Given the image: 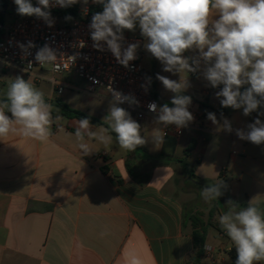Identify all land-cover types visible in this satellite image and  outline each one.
I'll list each match as a JSON object with an SVG mask.
<instances>
[{"label": "crops", "instance_id": "crops-1", "mask_svg": "<svg viewBox=\"0 0 264 264\" xmlns=\"http://www.w3.org/2000/svg\"><path fill=\"white\" fill-rule=\"evenodd\" d=\"M18 15L14 0H0L2 33V27ZM144 44L143 40L141 68L151 78V93L158 103L172 106L175 93L163 86L157 74L178 82L186 78L188 86L181 94L214 113L218 123L206 117L200 128H186L177 138L164 136L163 144L156 147L153 136L159 121L146 119L139 123L146 144L137 148L143 150V159L120 148L112 135L108 146L89 138L87 143L93 151L84 155L74 135L79 119L61 114L59 127L64 131L53 124V135L46 141L19 133L0 137V264H127L130 252L143 264H213L203 254L197 263L193 261L191 226L173 193L174 177L184 169L176 161H164L166 155L183 160L203 182L222 181L223 195L215 200L218 215L227 210L229 200L247 205L251 201L264 203V144L255 145L237 136V130L248 131L257 112L245 116L242 108L221 105L222 97L216 92L223 85L213 88L206 80L204 71L210 64L199 49L182 54L190 64L200 60L196 71L173 73L164 72L163 64ZM26 75V80L38 86L36 71ZM82 83L81 90L96 97L105 93L110 99L103 90L88 91ZM52 90L51 85V91L44 93L47 100H53ZM258 111H264V106ZM107 115L105 112L102 119L89 116L106 124L103 120ZM259 118L264 121V116ZM224 119L230 122L231 132L223 129ZM90 125L97 133L105 129ZM217 222L214 218L213 224ZM205 244L216 248V264L230 263L228 252L234 245L225 232L207 227Z\"/></svg>", "mask_w": 264, "mask_h": 264}, {"label": "clouds", "instance_id": "clouds-1", "mask_svg": "<svg viewBox=\"0 0 264 264\" xmlns=\"http://www.w3.org/2000/svg\"><path fill=\"white\" fill-rule=\"evenodd\" d=\"M78 2L81 0H37L34 5L31 0H14L17 14L42 19L48 27L54 24L52 7L67 8ZM82 2L87 4L89 0ZM92 3L103 6L102 12L95 13L89 24L94 48L103 51L106 44L116 61L127 68L130 61L137 59L139 43L123 47V33L135 31L138 24L141 36L147 41L144 47L163 64L164 72L196 71L200 60L195 59L190 64L182 54L194 47L199 49L203 60L210 64L204 71L206 80L213 88L223 85L216 92L217 97H222L221 105L242 108L245 116L257 112V118L247 126L248 131L237 130V136L255 145L264 144V121L259 118L264 116V111H258L264 106V0H92ZM71 19V16L65 17L66 21ZM19 46L26 53L34 47L31 41L27 46ZM83 46L81 42L80 47ZM57 59L56 51L47 44L35 55L39 64H56ZM147 79L150 83L151 78ZM157 79L175 95L171 99L172 106L167 103L158 106L152 102L148 105L149 110L158 113L157 119L164 125L174 124L178 129L187 127L194 119L188 110L191 97L181 94L188 86L187 79L181 77L178 82L160 74ZM245 85L248 87L244 88ZM109 91H112L114 103L104 119L115 133L120 148L133 152L146 144L141 125L116 104L127 101L138 105V101L111 88ZM4 97L0 99V137L19 133L46 141L53 135V124L59 131H64L59 127L63 119L60 109L48 103L45 94L31 80L16 77L8 84ZM207 119L213 124L218 123L212 112L207 113ZM222 127L229 132L232 130L227 119L223 120ZM106 132L103 128L99 133L92 131L90 120L82 118L76 122L74 135L79 149L88 155L93 151L87 143L89 138L105 146L112 143L113 137ZM164 135L159 130L154 133L156 147L163 144ZM222 186L219 181L202 188L204 201L211 203L222 196ZM218 222L234 245L235 264L264 262V210L252 201L241 208L229 200L227 210L219 215ZM205 250L210 252L211 245L205 244ZM126 260L127 264H143L134 252H130Z\"/></svg>", "mask_w": 264, "mask_h": 264}, {"label": "built area", "instance_id": "built-area-1", "mask_svg": "<svg viewBox=\"0 0 264 264\" xmlns=\"http://www.w3.org/2000/svg\"><path fill=\"white\" fill-rule=\"evenodd\" d=\"M35 5L37 0H31ZM91 3L84 4L78 2L67 7L64 11L58 5L51 8V16L54 20L52 27H48L46 22L34 16H16L15 19L5 27L0 38V71L8 68H16L26 74H32L35 70L48 65L53 74L73 73L79 80L85 83L88 91L103 90L114 102L113 91L120 92L124 96L134 97L138 105L129 104L127 101L117 103L118 106L126 108L132 119L140 123L146 119L157 118L158 113L149 110L148 105L155 102L161 106L152 96L151 85L146 76L142 74L143 58V38L139 34H129L124 31L123 47L131 43H139L136 56L137 59L130 61L126 68L119 64L107 45L100 51L93 47L90 35L89 24L92 16L102 10H92ZM71 16L73 19L66 21L65 17ZM32 42L34 47L24 52L19 45H28ZM83 42V47H80ZM103 43V42H102ZM48 45L56 51V64H39L35 60V55L40 48ZM30 53V54H29ZM72 57H75L73 60ZM57 65L59 67H57ZM51 85L57 95L62 94L65 87L77 89L75 86L67 85L64 82L51 78ZM144 85L145 87H141ZM145 88L147 90H145ZM208 91L213 92V88ZM188 110L193 114V121L187 127L177 128L176 125H164L159 122L160 132L165 133V137L177 138L182 135L186 128H200L201 122L207 117V109L197 105L191 100ZM212 247V246H211ZM216 248L206 251L203 246V256L213 260Z\"/></svg>", "mask_w": 264, "mask_h": 264}, {"label": "rangeland", "instance_id": "rangeland-1", "mask_svg": "<svg viewBox=\"0 0 264 264\" xmlns=\"http://www.w3.org/2000/svg\"><path fill=\"white\" fill-rule=\"evenodd\" d=\"M89 2L92 4V10L100 11L103 9L102 5L92 3V0H89ZM127 32L129 34L140 33L138 24L135 31L127 30ZM142 38L145 43H147L146 39L144 37ZM35 71L40 77L38 86L36 87L45 94L51 91L50 79L52 77L57 81L66 83L67 85L75 86L77 89L65 87L64 91L60 95H57L55 91L52 90L53 100L58 99L74 110L102 119L103 114L105 112L109 113L110 107L114 103L105 95V93L99 94L100 96L96 97L95 95L81 90L80 88L83 87V83L71 72L53 74L48 65H45L44 67ZM142 74L145 76L144 71H142ZM16 77H22L26 80L28 75L21 71H16L14 68H8L0 71V99L5 98L4 93H6L8 84ZM43 85H45L46 89L43 87ZM116 106L118 105L116 104ZM53 115L55 116L56 113L53 112ZM137 148H139V146ZM134 153L137 158L140 156V158L143 159L142 149H140V151L136 149ZM153 163L154 162L149 163L145 169L148 170ZM187 180L186 174L180 171L175 175L173 181V193L180 199L181 204L183 205L184 217L187 223L190 226L195 225L205 229L212 225L219 233H224V231L220 228L219 222L213 224V219H217L219 217L216 211V202H205L201 196V190L206 186L188 183Z\"/></svg>", "mask_w": 264, "mask_h": 264}, {"label": "trees", "instance_id": "trees-1", "mask_svg": "<svg viewBox=\"0 0 264 264\" xmlns=\"http://www.w3.org/2000/svg\"><path fill=\"white\" fill-rule=\"evenodd\" d=\"M67 9L68 8H65L64 11H66ZM67 21H69V20H67ZM0 23H2L1 20H0ZM1 37H2V31L0 30V38ZM244 88H242L241 91H243ZM45 100L48 103H52V105L54 107H58L60 109V114L63 117H65V118H77V119L88 118L90 120V123L95 124V125H103L105 127V129H107V133H109L112 136H115V133H113L111 131V129L109 128V126L106 125L105 123L101 122L100 120H98V119H96V118H94L92 116H89V115H87V114H85L83 112L74 110V109L70 108L69 106H67L65 103L61 102L58 99L47 100L45 98ZM186 152H188V148H187ZM165 159L166 160H164V161H170V160H172V161H176V162H178V163H180L182 165V167L184 169V172H185V174L187 176L188 183H192V184H196V185L197 184H201V185H205V186H208L209 184H214V183H211V182H203V181L197 179L188 170V167H187L186 163L183 160H181V159H175V158H170L168 155H166V158ZM127 169L132 174V171L130 170V168L127 167ZM236 204L239 207H241V208L248 206L247 204H242V203H236ZM255 205L258 206L261 210H264V203H259V204H255ZM221 208L224 210V207L221 206ZM191 236H192V239H193V245H194V249H195L193 261H194V263H197L199 261L200 257L203 254V245H204L205 238H206V229L205 228H202V227L200 228V227H197L195 225H192L191 226ZM228 255L230 257V263L229 264H235V260H236V250H235L234 247H231L229 249Z\"/></svg>", "mask_w": 264, "mask_h": 264}]
</instances>
